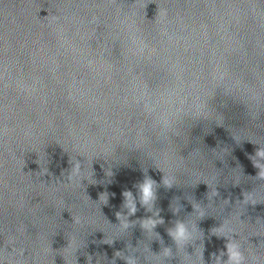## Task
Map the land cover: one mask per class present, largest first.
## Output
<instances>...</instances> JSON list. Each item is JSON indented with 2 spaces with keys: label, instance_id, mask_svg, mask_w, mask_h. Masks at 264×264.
Segmentation results:
<instances>
[{
  "label": "clouds",
  "instance_id": "obj_1",
  "mask_svg": "<svg viewBox=\"0 0 264 264\" xmlns=\"http://www.w3.org/2000/svg\"><path fill=\"white\" fill-rule=\"evenodd\" d=\"M95 19V18H94ZM222 79V77H221ZM145 107L148 108V105L145 104ZM253 163V166L258 169L257 177L264 181V164L261 163V161H264V147L259 146V148L256 150L255 154L249 157ZM74 170L76 172L79 171V164L77 163L75 165ZM144 176L143 179L136 184H134V187L136 188V194L134 195L132 191L125 190L122 193L123 196V203L121 207L123 209L127 210V213L123 212H117L116 217L119 221V224L122 226L124 230H128L132 226V221L130 222L129 219L126 221L125 217H131L136 214L138 211L137 208V202H139L140 206L146 209V211L150 210V207L155 205V201L157 200V192L156 188L158 187L157 182L147 174V169H143ZM162 184L166 188H172L174 186V181L169 178L162 177ZM115 194L113 193V196ZM218 195V193H217ZM177 201V207L172 211L174 214H178V212L181 210V205L179 203V198H174ZM239 202V201H238ZM242 205H247L251 203L249 192L244 193V200L243 202H239ZM252 204V203H251ZM171 206V205H170ZM194 211L197 209L194 208ZM193 211V212H194ZM199 215L202 218L206 217L204 211L201 209L199 211ZM163 219H153L152 217L146 218L141 223V227L145 232H154L155 227L158 224H163ZM192 231H199L200 230L197 225L195 228H189V226L186 224V222L182 219H176L172 222V226L167 229L168 236L172 239L175 245V253L173 252V249L171 247H164V241L163 239L157 234L158 240L160 241V244L162 246L161 251L156 254L153 253L150 249L147 251H150L152 254L156 256H160L162 254L163 261L165 264H171V261L174 257H178L177 253H183L185 255H189L186 251V246L189 244L192 245V239L191 234ZM211 235H215L218 238H224L226 240L225 248L226 251H222L221 255L226 256L227 259L225 260L224 264H245V255L244 252L240 246V244L237 242L238 239L234 238V234L236 233L232 231L229 227L226 226V224L222 223L219 227H213L210 230ZM113 241L109 242L108 244H112ZM137 248V247H136ZM131 249H134V247L129 243L127 245V254L123 251H117L115 253V257H119L125 261V264H142L141 259L139 256H137L134 252L131 251ZM4 251H7L9 253L13 251H17L11 246V251H8L7 249H4ZM77 251V249H76ZM19 256L23 257L25 255V251L23 249L18 250ZM215 253H213V256L215 257ZM92 258L89 256V264L90 260ZM201 260H203L202 254H201ZM0 264H3V258L0 256ZM107 264H116L115 259L107 262ZM143 264H151L150 261H144Z\"/></svg>",
  "mask_w": 264,
  "mask_h": 264
}]
</instances>
